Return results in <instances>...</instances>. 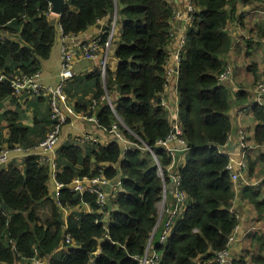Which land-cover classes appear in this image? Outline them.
Segmentation results:
<instances>
[{
	"label": "trees",
	"instance_id": "1",
	"mask_svg": "<svg viewBox=\"0 0 264 264\" xmlns=\"http://www.w3.org/2000/svg\"><path fill=\"white\" fill-rule=\"evenodd\" d=\"M65 2L59 20L64 36L85 32L104 18H109L110 29L117 15L121 24L118 69L107 72L106 91H99L93 97L95 105L84 113L95 115L107 133L119 117L139 138L125 131L135 143L128 151L116 142L83 148L68 141L60 146L55 180L63 186L58 198L49 189L53 172L38 155L27 156L22 165L15 161L4 165L0 169V264H30L35 257L44 260L49 256L48 264H140L137 258L145 255L157 224L163 187L158 164L142 142L156 153L166 182V168L172 163L165 148L157 144L172 128L160 105L175 39L172 0ZM235 2L192 1L198 12L195 9L194 22L187 31L178 83L181 137L189 147L187 163L180 170L187 202L169 238L162 243L153 238L160 264H216V253L225 248L237 224L230 211L229 158L219 149L231 131V100L218 79L224 71L222 57L231 46L226 32L232 15L228 7L233 12ZM50 9L48 0H0V31L20 36L19 42L0 39V74L34 76L41 70L42 60L50 57L56 40V28L48 18ZM102 40L106 42L107 34ZM112 90L119 94L114 109L101 98ZM14 95L8 81L0 83V111L3 102ZM75 110L81 111L80 107ZM255 116L262 123L257 130V142L261 143L264 116L259 108ZM0 120L7 123L8 131L7 138L0 134V143L10 149L37 146L53 126L49 111L32 127L22 123L18 110L0 114ZM100 165L107 167L104 174L109 180H121V188L110 196L104 211L93 195H81L70 188L76 177L98 175ZM251 199L259 212H264V199L258 201V194ZM84 203L91 206L92 213L83 210ZM66 235L71 237L70 244H64ZM61 245L67 249L58 250Z\"/></svg>",
	"mask_w": 264,
	"mask_h": 264
},
{
	"label": "crops",
	"instance_id": "2",
	"mask_svg": "<svg viewBox=\"0 0 264 264\" xmlns=\"http://www.w3.org/2000/svg\"><path fill=\"white\" fill-rule=\"evenodd\" d=\"M190 1L192 2L193 0H172V7L174 11H180L185 16ZM196 11L198 12V9ZM228 11L232 13L226 27V32L231 40V46L229 51L222 57V61L224 69L230 68L232 74L230 79L222 81V85L230 93L231 107L228 112V118L231 123V131L228 135L230 136V140L228 142L226 141V147L219 149L221 153L229 158V161L233 160L236 163L243 154V148L239 140V134L241 132L245 135L246 142L252 146L245 155L246 167L237 180L232 179L226 167L232 180L233 200L230 211L237 220V224L230 235L235 237V241L230 245V264H264V212H259L256 203L251 199L253 194H258V201L260 202L264 199V150L261 147L264 141H262L263 143L257 142V130L262 123L255 116L256 108H259L264 116V95L259 94L257 91V86L264 82V42H261L262 38H264V4L262 0H236L234 11L232 12L231 6L228 7ZM116 16L115 14L114 20L110 25L111 29L115 21V32L109 48L106 42L102 40V36L109 29V18L99 20L95 25L78 35L64 36L59 22L60 15L51 12L48 17L52 23L53 21L57 23L58 31L56 30V32L58 35L56 33L57 39L55 40L56 43H54L55 45L53 46L50 58L42 62V68L36 77L37 81L35 80V76L34 80L43 87L54 88L53 86L58 84L62 66L63 45L69 46L74 51V69L77 73L75 79L65 87L68 104L74 109L76 115L69 116L68 122L62 127L64 129L61 130L58 148L66 142L72 141L83 148L94 143L106 146L112 142H116L124 149V146L132 141L126 134L127 132L131 135L132 131L125 125H119V128L122 126L126 130H121L120 128L122 138H118L115 133H111L110 131L107 133L106 129L101 128L95 115H92V117L96 120H88L85 118L84 113L87 109H90L91 105L93 107L95 103L93 97L101 90L106 91V76L103 78L100 71L102 60L105 58L107 62V72L111 71L115 73L120 63L116 57V49L120 40L121 24L116 20ZM172 26H174L175 39L171 45L172 52L169 53L170 56L167 65L173 67L177 64V59L173 55L177 49L179 40L185 38L186 41L187 31L191 25L187 24L186 20L181 19L173 20ZM4 38L20 41L19 33L12 34L8 31L1 30L0 39ZM94 40H98L99 47L95 58L82 50L83 44L86 45ZM96 73H99V79L93 77ZM178 83L179 74H174L171 82L161 94V97L166 102L165 110L168 113L170 121L173 116H176L177 119L180 118ZM40 95L33 94L30 91L15 94L14 97L8 98L3 102L0 114L18 110L21 113L22 123L32 127L36 119L40 118L45 112H50L49 96L46 93H41ZM39 96L40 98L43 96L47 101L44 102L43 99H39ZM101 98L110 107H115L119 94L115 90H112L109 95L105 93ZM42 100L43 102H41ZM76 107H80L81 111L78 112L75 110ZM50 120L53 123L51 117ZM0 123V134L3 138H7V123L1 120ZM93 138H96L97 141L93 142ZM37 146L33 148L19 146L10 149L6 143H0V151L7 150L10 152L8 162L0 164V169L11 161L22 165L27 156L38 155L37 150H34ZM17 148H20L21 151H16ZM13 152L30 153L16 155ZM187 159L188 152H175L172 163L166 168L169 181L165 183L167 186L165 203L169 208L174 207L176 204L173 185L174 178L180 175V170L186 165ZM21 169H23L22 166ZM105 169L107 167L100 165L96 171H104ZM56 184L57 181L53 175L49 182V189L51 194L55 198H58L59 192L57 191ZM159 204L157 224L148 243V245L151 243L150 246H154L156 243H152L153 238L154 241L156 238L160 240L167 220L165 214H159ZM83 210L92 213V208L89 204L84 203ZM65 215H68L67 210L65 211ZM107 219L105 218L104 221ZM227 244L228 241L225 248ZM63 248L65 247L61 245L58 250ZM152 252H156L154 248L153 251H150V253ZM159 256L161 257L160 254ZM45 260L49 262L50 256Z\"/></svg>",
	"mask_w": 264,
	"mask_h": 264
},
{
	"label": "built area",
	"instance_id": "3",
	"mask_svg": "<svg viewBox=\"0 0 264 264\" xmlns=\"http://www.w3.org/2000/svg\"><path fill=\"white\" fill-rule=\"evenodd\" d=\"M263 4H264V0ZM52 10L50 9V14ZM195 12V7L190 1L185 16L180 11L174 12V19L173 20H186L187 24L192 25L194 22L193 14ZM115 32V21L113 26L108 32H106L108 36V40L106 41V45L109 48L110 44L112 43V39ZM261 42H264V38H262ZM186 41L185 38L179 40L175 58L177 59V64L175 66H166V87L171 82L174 74H179L180 70V61H181V53L184 50ZM82 50L90 55L91 57H96L99 51L98 47V40H94L86 45H82ZM62 66L61 71L59 74V84L55 88L51 87H43L38 82L34 80V76H27V75H14V74H0V82L8 81L15 94H20L24 91H30L33 94L40 95L41 93H46L49 96V108H50V117L53 121V126L48 132L46 138L34 148L37 150V154L39 156V161L45 165H48L55 177L56 172V159L58 157V145L60 141V134L62 126L68 122L69 116H75L76 113L74 109L68 104V96L65 92V87L71 81H73L77 75L74 69V51L67 45L62 46ZM100 71L103 78L106 76L107 72V62L105 58L102 60V64L100 65ZM177 72V73H176ZM232 72L231 69H224V71L218 76L220 82L226 81L230 79ZM257 91L259 94L264 95V82L260 83L257 86ZM96 102V100H94ZM95 104V103H94ZM160 105L165 109L166 102L161 97ZM114 108L113 106H111ZM88 120H96L94 117H85ZM124 125L123 121L118 118V122L112 126L111 133H115L118 138H122L120 135V128L119 125ZM171 130L167 134L164 139H160L157 141L158 145H161L165 148L166 153L169 157L173 158L175 152L178 151H185L188 152L189 147L187 146V142L181 137V128H180V118L177 119L176 116H173L171 119ZM136 138H139L133 132H131ZM230 140V136L227 138V142ZM239 140L241 142V146L243 148L242 157L237 160L235 163L233 160H230L227 165V170L230 172L233 180H237L240 176L241 172L246 167L245 155L248 150L252 147L246 141V137L241 132L239 134ZM93 142H96L97 139L93 138ZM142 142V141H141ZM223 147H226V144ZM135 143L130 141L127 145L124 146V151H128L131 146ZM144 149H147L152 156L155 158L158 164V173L163 180V198L159 204V214H165L167 216V220L164 225L163 233L160 237V243L165 242L172 232V227L174 225L175 220L179 217V215L184 210V206L187 202L186 194L181 190L180 186V175L175 176L173 185H174V196L176 199V204L174 207L169 208L166 206V192L167 186L165 183L166 180L164 178L163 169L159 163L156 153L152 149V147L148 146L146 143L142 142ZM262 149L264 150V143L261 145ZM16 151H21L20 148H17ZM9 151L4 150L0 151V164H5L9 160ZM57 191L61 189L63 186L62 184L57 182ZM70 188L72 192L80 193L81 195L89 193L95 197L97 206L102 210H106L110 203V196L114 191L121 188V180L112 181L109 180L104 174L103 170L99 171V174L95 177H88V176H79L76 177L70 184ZM183 208V209H182ZM235 241L234 236H230L228 240L227 247L215 255V263L216 264H230V245ZM64 243L70 244L71 237L70 235H66L64 239ZM151 244V243H150ZM150 244L147 247V251L144 256L137 258L140 264H160L161 257L156 252L150 253L149 248L151 247ZM30 264H48L47 260H40L38 257L33 258L30 261Z\"/></svg>",
	"mask_w": 264,
	"mask_h": 264
},
{
	"label": "water",
	"instance_id": "4",
	"mask_svg": "<svg viewBox=\"0 0 264 264\" xmlns=\"http://www.w3.org/2000/svg\"><path fill=\"white\" fill-rule=\"evenodd\" d=\"M51 4L52 12L61 15L64 7H65V0H48Z\"/></svg>",
	"mask_w": 264,
	"mask_h": 264
},
{
	"label": "rangeland",
	"instance_id": "5",
	"mask_svg": "<svg viewBox=\"0 0 264 264\" xmlns=\"http://www.w3.org/2000/svg\"><path fill=\"white\" fill-rule=\"evenodd\" d=\"M53 24H54V26H55V28H56V30L58 31V29H57V23L55 22V21H53ZM57 35H58V33H57ZM56 39H57V37H56ZM56 43V42H55ZM55 45V44H54ZM50 58V57H49ZM48 58V59H49ZM48 59H45V60H42V62H44V61H46V60H48ZM62 62H63V60H62ZM101 67V66H100ZM41 68H42V66H41ZM38 74V73H37ZM37 74H35L34 76H35V80L37 81V79H36V77H37ZM60 81V80H59ZM58 84H59V82H58ZM58 84L56 85V86H53L54 88L55 87H57L58 86ZM65 125H63L62 127H64ZM64 129V128H63ZM63 129H61V130H63ZM14 154H16V155H23V154H25V153H30V152H13ZM52 177H53V175H52ZM183 209V208H182ZM47 212V211H46ZM149 251H153V246L151 245V247L149 248Z\"/></svg>",
	"mask_w": 264,
	"mask_h": 264
}]
</instances>
